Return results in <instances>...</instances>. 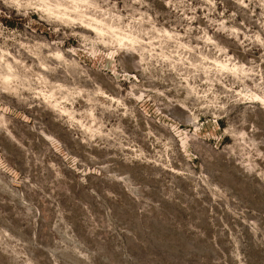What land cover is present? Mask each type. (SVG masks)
<instances>
[{
  "label": "rangeland",
  "instance_id": "1",
  "mask_svg": "<svg viewBox=\"0 0 264 264\" xmlns=\"http://www.w3.org/2000/svg\"><path fill=\"white\" fill-rule=\"evenodd\" d=\"M0 264H264V0H0Z\"/></svg>",
  "mask_w": 264,
  "mask_h": 264
}]
</instances>
